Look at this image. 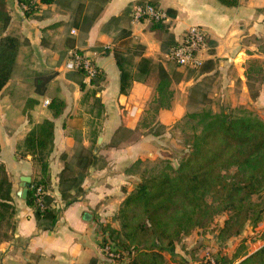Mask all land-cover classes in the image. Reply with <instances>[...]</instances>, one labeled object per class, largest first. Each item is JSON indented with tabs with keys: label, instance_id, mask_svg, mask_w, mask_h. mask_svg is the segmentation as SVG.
<instances>
[{
	"label": "crops",
	"instance_id": "obj_1",
	"mask_svg": "<svg viewBox=\"0 0 264 264\" xmlns=\"http://www.w3.org/2000/svg\"><path fill=\"white\" fill-rule=\"evenodd\" d=\"M36 1L39 2L38 10L26 16L18 0H6L10 21L0 31V35L13 34L21 41L11 77L0 89V161L12 182L13 220L16 222L13 231L5 223L1 225L0 229L6 227L8 236H0V264H120L102 252L100 226L107 223L118 226L114 214L140 177L134 162L144 160L150 134L142 132L136 138L128 135L116 145H112L111 140L115 130L123 126L124 118L126 127L131 130L139 128L155 93L151 85L137 79L132 80L126 93L119 92V69L113 47L126 38L131 44L128 55L135 65L141 53L167 67L169 47L180 40L188 26L201 25L210 44L205 60H211L207 64L212 63L202 73H216L213 86L216 95L221 98L229 96L233 105L247 104L263 116L264 0H237L234 5H225L218 0H150L167 14L158 27H151L147 19L131 18L132 4L144 0H108L86 31L71 26L69 32L63 30L61 23L70 15V10L65 14L60 0ZM47 8L52 10L41 18L39 14ZM126 8H129L128 13L110 21ZM61 35L70 36L74 47L88 53L103 75L97 85L91 80L84 82L91 87L93 99L87 108L80 97L82 91L78 88L77 72L53 64L58 42L52 37ZM34 67L57 71L50 78L51 85L53 83L50 87H55L53 93L36 91V84L27 74ZM196 81L193 77L173 81L170 107L156 110L149 126L155 122L168 125L180 117L190 97L189 88ZM251 82H258V85L252 88ZM52 94L65 101L57 116H52L48 104L42 102ZM28 98L37 100L25 108L30 118L23 111ZM99 103L101 108L97 112ZM43 118H51L54 122L53 142L46 155L48 183L45 192L52 197L51 204L59 208V213L50 229L38 228L32 207L17 194L21 176L32 177L36 167L32 155L23 149L24 136ZM91 125L111 130L109 139L92 149L98 160L86 166L77 188L70 186L67 189L71 199L66 203L61 195L64 185L60 183V172L66 164L72 166L75 174L83 167L78 163V156L82 147L88 149L85 131ZM98 136L105 140L104 133ZM263 223L264 218L258 225ZM251 228L249 225V232H252ZM261 244H248L249 251ZM167 252L165 257L172 253Z\"/></svg>",
	"mask_w": 264,
	"mask_h": 264
},
{
	"label": "trees",
	"instance_id": "obj_2",
	"mask_svg": "<svg viewBox=\"0 0 264 264\" xmlns=\"http://www.w3.org/2000/svg\"><path fill=\"white\" fill-rule=\"evenodd\" d=\"M106 1L103 0L91 15L84 12L82 4H79L71 26L86 31ZM218 1L225 5L237 3V0ZM18 2L26 16L32 15L39 7L36 0ZM128 12L129 8H126L121 15L111 17L110 21ZM9 21L6 0H0V31L6 28ZM161 22L149 20L151 27H158ZM20 43L16 35H0V89L11 77ZM113 54L119 69V92L126 93L132 80L137 79L154 88L151 101L155 110L170 105L173 96L171 83L182 78L181 70L168 64L165 67L161 62L139 53L140 59L135 65V72H132L124 49L115 45ZM207 61L211 60H204L200 65L202 70L212 66ZM75 71L80 75L78 84L83 89V72L79 69ZM102 79L103 75L98 69L91 83L97 85ZM35 89L38 93H44L43 89ZM193 91L194 87L191 88L190 97ZM98 99L95 97L96 101ZM36 101L34 98L26 100L23 111L28 118L30 114L25 108ZM47 106L52 116H57L62 112L65 101L52 94ZM190 116L195 117L197 129L190 134L187 149L178 163L174 165L169 158H160L141 168L144 161L137 159L134 164L140 177L114 214L118 226L109 223L100 226L102 239L110 241L113 249L126 257L123 264H165V251H172L175 242L195 228H207L222 213H226V217L214 235L219 241L240 235L247 225L255 227L264 218V202L252 198L253 194H258L264 188V119L245 107L228 111L202 109L190 112ZM124 123L125 118L123 126L116 132H131ZM53 130V120L43 118L26 132L23 139V149L32 155L36 165L25 202L32 207L40 229L52 228L59 213V208L52 206V197L48 193H42L40 198L36 193L38 185L45 190L48 183L46 155L52 146ZM126 136H116L111 140L112 145ZM78 157V163L83 167L76 174L69 164L60 172V183L64 185L61 195L66 203L71 199L68 198L67 189L70 186L77 188L86 166L98 160L92 149L84 147L80 149ZM14 213L12 182L4 163L0 161V228L5 223L12 231L15 229ZM261 233L263 242L259 247L249 251L243 237L235 253L216 256V264H264V229ZM0 236H8V233L0 229Z\"/></svg>",
	"mask_w": 264,
	"mask_h": 264
},
{
	"label": "rangeland",
	"instance_id": "obj_3",
	"mask_svg": "<svg viewBox=\"0 0 264 264\" xmlns=\"http://www.w3.org/2000/svg\"><path fill=\"white\" fill-rule=\"evenodd\" d=\"M103 0H60L61 7L66 11L70 10V15L66 16V19L62 20L61 25H63V30L69 32L71 30L72 19L75 16L78 8H80L79 4H82V9L87 14L91 15L94 13L99 4L102 3ZM57 8V7H55ZM52 9L47 8L44 9L39 16L41 18L48 16V12ZM45 27H42V29ZM62 34V33H61ZM65 34V33H64ZM45 38V36H44ZM50 40V37H47ZM55 38L54 42H58V51L57 55L53 57L54 65H62L64 60L65 53L67 49L73 46L72 38L68 35H61L60 37H52ZM59 40H58V39ZM116 45H119L120 48L125 50L126 62L132 72H135V64L132 60V57L128 55L129 47L131 46L130 42L124 38L117 42ZM210 46V44H209ZM209 47L202 53V59L205 60L206 52L209 51ZM127 53V54H126ZM166 61L168 66H173V68L179 69L180 67L174 64L172 59L166 57ZM177 66V67H176ZM202 66V65H201ZM201 66L196 67H181L182 78L193 77L196 81V84H192L189 88L194 86V91L192 93L193 96L188 98V103L185 107V110L181 113V116L176 118L175 121L166 125L160 122H155L152 126H149L156 116V110L152 107L154 103L149 104V108L144 112L142 119L140 120L139 128L135 130H131V132H116L114 133L115 139L116 136H124L125 134L129 137L136 138L140 136V133H148L150 134V139L147 144V151L144 153V164H141L140 167L143 168L146 165H151L153 160H157L160 158H169L172 164L176 165L183 155V153L187 149L188 141L190 134L192 131L196 130L195 127V117L190 116V112L200 111L202 109H211L212 111H228L233 110L237 107H245L250 109L254 114L258 115L262 119H264V108L262 109V115L259 112L252 108L248 107L247 104L241 105H233V100L230 97H220L216 95V90L213 89L215 82L216 73H202ZM179 67V68H178ZM38 67H34L29 69L28 75H30V79L33 81L35 87L43 89L46 93H53V83L51 85L50 78L57 74V71H53L52 68H44L37 69ZM77 74L79 75L78 71ZM80 76V75H79ZM52 82V81H51ZM30 83V82H29ZM252 88H255L258 85V82H251ZM80 89V86L78 85ZM82 92L80 93V97L85 102V108L92 103V97L90 96L91 87L89 85H85L84 88L80 89ZM253 90V89H252ZM56 91V90H55ZM49 98V97H48ZM50 99V98H49ZM171 105V104H170ZM170 105L168 107H170ZM97 112L100 110V103L97 104ZM166 107V106H162ZM165 109V108H162ZM145 127V128H144ZM111 130H104L97 126L92 127L89 126L86 128L85 137L87 139V143L89 144L88 149H93L95 146L103 145L105 141L109 139V132ZM104 133L105 140L97 141L96 136ZM122 135H121V134ZM82 134V133H81ZM120 140V139H119ZM117 140V142L119 141ZM81 145H77L80 147ZM253 200L264 202V188L258 193L252 195ZM264 208V207H263ZM226 217V213H222L217 215L213 222L207 228H195L189 234L184 235L178 242H175L173 245V250L171 254H168L166 257L165 264L172 260H186L192 264H199L200 261L203 260L206 253L212 256H220L222 254H226L227 256H231L235 253L237 246L239 245L241 238H246L247 249L248 244L254 246L258 242L262 243L261 236L264 229V223L259 226L258 222L255 227H252V232L248 231L247 225L242 233L237 236H233L225 241H219L215 238V233L218 228L222 225L224 218ZM6 227H2L1 231H5ZM248 231V232H247ZM261 233V234H260ZM255 242V243H254ZM254 244V245H253ZM168 252L165 251V254ZM121 262V263H120ZM120 264H123V261L119 260Z\"/></svg>",
	"mask_w": 264,
	"mask_h": 264
},
{
	"label": "built area",
	"instance_id": "obj_4",
	"mask_svg": "<svg viewBox=\"0 0 264 264\" xmlns=\"http://www.w3.org/2000/svg\"><path fill=\"white\" fill-rule=\"evenodd\" d=\"M130 15L133 20L147 19L164 21L167 17L165 10L150 0L132 4ZM208 47L209 38L204 27L198 24H192L184 30L180 40L169 47L166 55L179 67H196L202 64V53ZM62 68L65 70H82L83 82H89L99 69L88 53L74 46L67 49L62 62ZM49 101L50 99L46 97L42 102L44 105H47ZM44 192L45 190L41 185L36 187L38 198ZM101 250L107 257L114 260L123 261L126 258L124 254L122 256V253L113 249L110 241L107 240H101ZM168 264L192 263L186 260H172ZM199 264H216V256L206 253Z\"/></svg>",
	"mask_w": 264,
	"mask_h": 264
},
{
	"label": "water",
	"instance_id": "obj_5",
	"mask_svg": "<svg viewBox=\"0 0 264 264\" xmlns=\"http://www.w3.org/2000/svg\"><path fill=\"white\" fill-rule=\"evenodd\" d=\"M97 140L100 141L101 136H98ZM30 181H31V177L29 175L21 176V185H20V188H18L17 190V194L21 196L22 198H25L26 196L27 188L30 184Z\"/></svg>",
	"mask_w": 264,
	"mask_h": 264
}]
</instances>
